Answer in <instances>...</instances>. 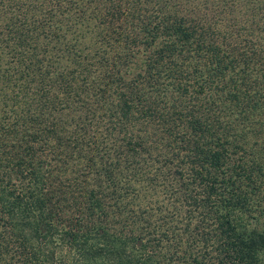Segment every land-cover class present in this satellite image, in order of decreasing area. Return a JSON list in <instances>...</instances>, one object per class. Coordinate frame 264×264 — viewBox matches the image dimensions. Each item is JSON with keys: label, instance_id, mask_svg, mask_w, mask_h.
Returning a JSON list of instances; mask_svg holds the SVG:
<instances>
[{"label": "trees", "instance_id": "1", "mask_svg": "<svg viewBox=\"0 0 264 264\" xmlns=\"http://www.w3.org/2000/svg\"><path fill=\"white\" fill-rule=\"evenodd\" d=\"M263 28L264 0H0V264H264ZM89 92L105 131L138 120L113 157L66 129ZM137 153L126 215L105 184Z\"/></svg>", "mask_w": 264, "mask_h": 264}, {"label": "rangeland", "instance_id": "2", "mask_svg": "<svg viewBox=\"0 0 264 264\" xmlns=\"http://www.w3.org/2000/svg\"><path fill=\"white\" fill-rule=\"evenodd\" d=\"M218 19L215 20L218 21ZM220 25L221 27H223V24L221 22ZM259 33V35H261L260 39L264 40V38H262V36H264V28L260 30ZM67 42L74 43V45H77V47H81L82 45H85L87 48L91 46H93V48L95 46L100 48L103 47L99 45V39L96 36L92 35L91 33L85 32V34L77 37L70 33L66 34L63 39L58 41V43L55 45V48L62 47V50L64 51L63 47L66 46L65 43ZM67 48L69 49V52H67L68 56L72 49L69 46H67ZM59 51H61V48H58L56 52ZM142 53L143 51L141 47L135 48L133 53L127 58L126 61H124V64L121 66V72L124 74L123 76L125 78L133 76L136 72H138V70H140ZM94 69L96 68L94 67ZM93 84H96V79L93 80ZM89 93L91 97L89 108L85 109V107H83L68 111L64 118L67 122L66 129H72L71 126H73V124L71 118H78V111L84 112L83 116H85V119H90V131L97 135L98 141L96 147L97 149H99V153L104 152V155H111L109 157H113V150L119 144V137L121 135L120 131H123L126 128L125 130L127 131V133L132 134V136L136 137V135H138V120L135 118H131L125 121V128H122V130L115 129L111 131L110 129L109 132L105 131L103 125L107 123V116L103 112L101 106L97 104V99L99 97L91 95V92ZM65 111L66 110H64L63 112ZM22 113L23 111L20 110L18 111L17 115L20 117ZM14 114L16 115V113H13L12 115L8 114L7 122H12ZM23 115L25 117L26 112H24ZM85 119L83 120L86 122ZM260 150L261 149L258 145L257 154L259 155H261V152L264 151V148L262 149V151ZM124 154L125 153L121 152L120 156L123 158ZM262 156L264 157V154H262ZM129 160V163L127 164L125 163V161L122 162L119 170L114 173V176L111 179L107 180L108 183L105 184V188H116V199L119 200L122 205H126L125 207H123L124 214L138 215V177L139 179H143L144 174L153 171V164L147 157H144L141 159V161L144 163H142V165H138V153L135 154V156H130Z\"/></svg>", "mask_w": 264, "mask_h": 264}]
</instances>
